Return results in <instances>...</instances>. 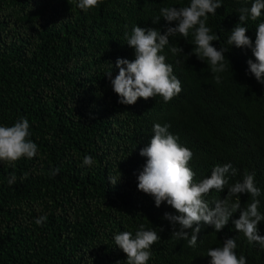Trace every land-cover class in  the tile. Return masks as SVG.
<instances>
[{
  "label": "trees",
  "instance_id": "obj_1",
  "mask_svg": "<svg viewBox=\"0 0 264 264\" xmlns=\"http://www.w3.org/2000/svg\"><path fill=\"white\" fill-rule=\"evenodd\" d=\"M0 264H264V0H0Z\"/></svg>",
  "mask_w": 264,
  "mask_h": 264
},
{
  "label": "clouds",
  "instance_id": "obj_2",
  "mask_svg": "<svg viewBox=\"0 0 264 264\" xmlns=\"http://www.w3.org/2000/svg\"><path fill=\"white\" fill-rule=\"evenodd\" d=\"M166 151H167V148L164 149L163 154H165ZM172 162H173V159H172ZM167 170H169L170 173H172V175H174L176 178L180 179L182 181V183H181L182 185L192 186L194 184L193 177L190 173V170H189L185 160H177L176 166H173V164L170 163L169 167H167ZM193 220H194L195 224H197V225L201 224L204 227V225L202 224L200 219L193 217Z\"/></svg>",
  "mask_w": 264,
  "mask_h": 264
}]
</instances>
